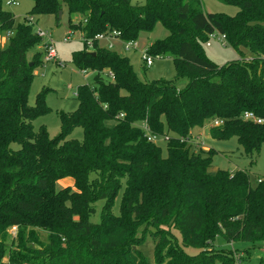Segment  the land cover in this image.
Listing matches in <instances>:
<instances>
[{"label":"trees","instance_id":"1","mask_svg":"<svg viewBox=\"0 0 264 264\" xmlns=\"http://www.w3.org/2000/svg\"><path fill=\"white\" fill-rule=\"evenodd\" d=\"M31 1L28 15L15 24L0 0V31L10 34L0 48V259L13 227L21 254L11 255L8 264H150L137 249L142 227L154 244V264H229V255L209 253L217 237L264 244V179L251 185L244 171L209 173L214 151L199 144L193 151L190 141L192 129L208 122L213 140L235 137L249 158L264 144V0H222L237 7L233 16L207 13L199 0ZM63 5L68 19L80 18L68 26L83 37L71 63L94 78L77 87L76 110L58 114L60 131L49 138L44 128L35 132L32 126L49 112V90L36 95L34 106L27 104L33 70L41 63L27 61V53L42 41L28 18L50 15L57 24ZM156 24L168 35L144 53L170 58L174 80H186L182 88L162 79L138 81L126 57L93 41L114 32L121 42H134ZM216 34L238 59L217 64L205 56L202 44ZM244 113L261 123L245 120ZM76 127L81 143L66 138ZM147 134L164 138L165 157ZM62 179H71L74 191L56 189ZM122 184L115 216L110 209ZM98 201L102 216L92 223ZM32 242L42 249L29 259L22 252Z\"/></svg>","mask_w":264,"mask_h":264},{"label":"rangeland","instance_id":"2","mask_svg":"<svg viewBox=\"0 0 264 264\" xmlns=\"http://www.w3.org/2000/svg\"><path fill=\"white\" fill-rule=\"evenodd\" d=\"M14 2L13 5H6V2ZM133 5H144L145 0H130ZM201 9L207 13L224 14L226 16H233L238 9L235 5L224 4L222 0H199ZM2 10L14 16V23L20 24L23 18L28 15L32 8L31 0H1ZM63 11L59 17L58 23H55L54 16L43 15L32 17V30L37 34V30L43 32L45 35L42 41L32 48L27 53V61H34L39 63L33 70L32 83L29 88L27 104L34 106L35 98L40 91L48 89L45 94V105L49 112L43 116L37 117L33 122V131L38 132L40 128H44L48 137H55L60 131L59 113H73L77 108V100L75 93L78 86L91 85L94 78V73L91 71H80L71 63V55L74 52L82 50V33L78 30L69 28V23H76L80 20L78 16H71L68 19L66 7L62 6ZM30 18V17H29ZM28 18V20H29ZM69 36L67 42L63 41L66 35ZM168 35L160 24H156L151 32L139 33L137 39L133 42L134 47L125 50L121 45L119 39L104 37L103 40H96L97 47H104L108 49L111 45V51L126 57L136 74V78L141 82H152L156 80L174 81L178 88L184 87L185 79L174 80L175 67L170 58H153L152 64L149 67L145 66L143 61V54L145 49L157 40H162ZM38 36V35H37ZM10 34L0 31V48L7 45ZM39 37V36H38ZM50 37V38H49ZM48 39L53 43L56 53V60L51 62H44L43 51ZM208 43V46H206ZM202 44V50L205 56L217 64H226L239 58L235 50L224 44L219 34L209 37L207 42ZM88 52H92L88 48ZM245 56L249 53L244 52ZM105 78V77H104ZM106 79V78H105ZM210 124L205 122L202 127H195L191 131V145L193 151L195 145L199 144V148L204 151L213 150L214 154L211 158V167L209 173L213 174L217 171L237 172L244 171L249 176L251 185H254L258 179H264V144L261 145L259 153L249 158L245 155L242 148L237 143L235 137H230L226 140H213L208 129ZM69 140H74L79 143L83 141L82 130L78 127L73 128L66 137ZM155 145L160 149L161 156H166V144L163 137H158L154 141ZM12 149H18V145L12 144ZM90 180H96V176H91ZM123 183V181H121ZM72 187L71 179H62L56 183V189H65ZM124 185L118 191L117 196L113 201L110 209L112 215L118 216L120 209V199ZM74 191V190H73ZM103 201H98L93 204L94 213L89 217L90 222L98 223L102 216ZM144 229L139 228L136 241L138 242L137 249L145 253L150 264L153 261L154 244L150 236L144 233ZM173 237L179 242V234L176 230H171ZM17 230L15 227L8 230L7 233V249L3 252L0 259V264H8V259L11 255H20L16 246ZM39 240L45 244L46 237L44 233L39 234ZM36 243H26L23 248L22 255L29 259L37 257L35 252L40 250ZM221 250V251H219ZM229 250V251H228ZM187 254H194L196 250L191 248H184ZM209 253L212 256L219 257L222 253L229 255L231 258L225 259L229 264H260L264 258V244L263 243H226L221 237L215 239L214 245L209 248ZM31 255V256H30ZM218 259V258H217ZM231 259V260H229Z\"/></svg>","mask_w":264,"mask_h":264},{"label":"built area","instance_id":"3","mask_svg":"<svg viewBox=\"0 0 264 264\" xmlns=\"http://www.w3.org/2000/svg\"><path fill=\"white\" fill-rule=\"evenodd\" d=\"M14 4V2H6V5L8 6V5H13ZM28 22L29 23H31V22H33V18L32 17H30L29 18V20H28ZM37 35L39 36V37H41V38H43L44 37V33L43 32H41V31H39V30H37ZM69 34L68 35H66L64 38H63V41L64 42H67L68 40H69ZM107 36V35H106ZM104 37H105V35H96V36H94V38H93V41H96V40H103L104 39ZM114 38V39H118L117 38V34L116 33H112L110 36H107V38ZM210 37H213V35L212 36H210ZM50 38V37H49ZM220 38L224 41V38L222 37V36H220ZM92 41V40H91ZM91 41L90 40H88L87 41V45L89 46V45H91ZM224 44H226L225 43V41H224ZM121 45H122V47H124V49L125 50H128V49H130V48H132V47H134L135 46V44L133 43V41H130V42H122L121 43ZM206 46H208V43H206ZM112 46L111 45H109L108 46V49H110ZM44 57H43V61L44 62H51V61H54V60H56V53H55V50H54V47H53V43H52V41L50 40V39H48V41H47V43H46V45L44 46ZM143 61L145 62V66L146 67H149V66H151V64H152V59L153 58H151V57H148V56H146L145 55V53L143 54ZM243 118L246 120V119H252L253 121H255L256 123H261V120H259V119H256L252 114H250V113H244L243 114ZM221 124V122H219V121H214L213 122V126H219ZM142 127V129L143 130H145L146 132H147V129L142 125L141 126ZM147 140L148 141H155V138L154 137H149V135L147 134Z\"/></svg>","mask_w":264,"mask_h":264},{"label":"water","instance_id":"4","mask_svg":"<svg viewBox=\"0 0 264 264\" xmlns=\"http://www.w3.org/2000/svg\"><path fill=\"white\" fill-rule=\"evenodd\" d=\"M60 16H61V12L58 13V17H60Z\"/></svg>","mask_w":264,"mask_h":264}]
</instances>
